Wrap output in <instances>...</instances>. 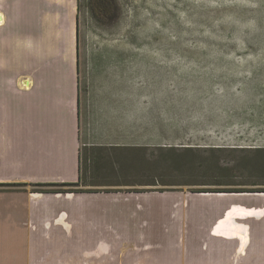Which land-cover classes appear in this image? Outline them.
Wrapping results in <instances>:
<instances>
[{"label": "crops", "instance_id": "1", "mask_svg": "<svg viewBox=\"0 0 264 264\" xmlns=\"http://www.w3.org/2000/svg\"><path fill=\"white\" fill-rule=\"evenodd\" d=\"M77 15V0H0V188L25 185L0 190V229L22 236L20 264H78L79 231L97 244L85 264H138L107 238L120 214L108 203L153 189L135 185L152 150L264 149L244 144L264 136V49L81 47ZM79 182L77 193L31 192ZM217 247L230 262L233 241Z\"/></svg>", "mask_w": 264, "mask_h": 264}, {"label": "rangeland", "instance_id": "2", "mask_svg": "<svg viewBox=\"0 0 264 264\" xmlns=\"http://www.w3.org/2000/svg\"><path fill=\"white\" fill-rule=\"evenodd\" d=\"M78 1L81 6L77 15V44L81 47L264 49V0H115L117 6L106 24H96L87 10L86 0ZM42 36L45 38L44 34ZM46 44L44 41L42 45ZM255 139L244 144L264 145V136L262 141ZM227 161L238 167V158L228 157ZM236 172L242 171L239 168ZM246 177L244 173L237 181H246ZM19 187L25 186L5 185L0 190ZM144 193L139 202L128 197L125 205H119L122 200L108 203L110 207L119 208L120 214L117 230L111 226L107 238L126 241V249L136 254L138 264H264V196L192 195L186 188ZM216 209H220L221 214L205 215ZM16 232L0 229V264H20L22 236L17 239ZM10 233H14L12 238ZM85 237L84 232L79 231L82 245L77 249L78 264H85L97 247L96 243L85 244ZM223 239L235 245L230 251V262L226 260L225 251L217 247ZM245 241H251L252 246L248 244L245 249ZM124 259V264L132 263L127 255Z\"/></svg>", "mask_w": 264, "mask_h": 264}, {"label": "trees", "instance_id": "3", "mask_svg": "<svg viewBox=\"0 0 264 264\" xmlns=\"http://www.w3.org/2000/svg\"><path fill=\"white\" fill-rule=\"evenodd\" d=\"M116 4L115 0H86L87 10L96 24L109 22L108 19L113 15ZM80 6L78 1V12ZM228 157L239 159L237 168L230 165L231 161L226 162ZM141 160L142 181L135 185L156 187L152 190L160 193L183 188L195 194L264 193V149L159 148L147 152ZM239 168L241 173L236 172ZM244 173L247 176L246 181H237ZM260 180L263 182H259ZM80 184L82 182L73 185L36 184L31 185V192L77 193L81 191L74 188ZM18 186L25 185H8ZM146 191L135 189L129 192Z\"/></svg>", "mask_w": 264, "mask_h": 264}]
</instances>
